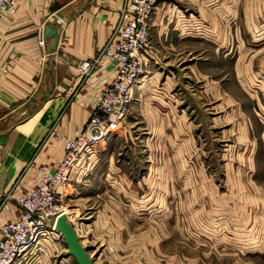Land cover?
Wrapping results in <instances>:
<instances>
[{
    "label": "crops",
    "instance_id": "0c3cea01",
    "mask_svg": "<svg viewBox=\"0 0 264 264\" xmlns=\"http://www.w3.org/2000/svg\"><path fill=\"white\" fill-rule=\"evenodd\" d=\"M123 1L16 0L13 14H0V193L9 194L0 206V224L15 219L18 207L14 198L34 187L37 167L52 169L56 165L63 153L62 137L84 124L111 78L106 61L86 76L78 73L77 65L108 41ZM158 1L149 28L152 42L143 57L144 69L148 63L154 69L151 75H139L131 112L121 122H137L139 109H149L153 132H160L156 137L160 141L165 138L161 126L182 123L185 138L193 139L187 127H192L193 118L188 116L195 108L199 109L195 113L198 122L207 120L218 127L221 140L228 137L223 125L233 121L229 127L233 128L232 140L241 142L237 155L253 161L262 157V166L254 165L261 180L247 181L248 174L243 175L221 191L198 182L196 190L185 191V205H194L199 214L225 215L218 218V227L212 231L217 238L226 239L225 244L201 247V254L208 256L216 249L217 254L199 264H221L219 253L234 255L227 264H250V257L241 253L261 249L264 240V119L259 117L264 112V0ZM54 3L57 7L52 10ZM47 26L57 34L52 52L46 49L51 41L44 35ZM207 31L216 32L210 41L220 49L216 60L228 63L221 76L215 73L214 80L202 69L209 61L208 53H192L191 49L196 41L209 42ZM191 63H198L200 69L192 70ZM175 84L177 92L171 89ZM181 88L182 105L176 113L175 96ZM176 114L180 121L176 122ZM94 149L87 150L71 169L63 197L68 188L84 186V176L96 157ZM193 169L197 170L191 165L186 172ZM65 214L70 222L67 211ZM26 256L12 264H47L39 253L32 259L26 260ZM183 264L198 262L185 259Z\"/></svg>",
    "mask_w": 264,
    "mask_h": 264
},
{
    "label": "rangeland",
    "instance_id": "374dc122",
    "mask_svg": "<svg viewBox=\"0 0 264 264\" xmlns=\"http://www.w3.org/2000/svg\"><path fill=\"white\" fill-rule=\"evenodd\" d=\"M158 3L156 0L150 24ZM207 35L209 42L196 41L191 49L192 53H208L209 61L202 69L208 70L207 78L214 80L227 69L228 63L215 58L220 53L219 47L211 43L216 32L207 31ZM151 36L149 29V45ZM191 64L192 70L200 69L198 63ZM153 69L148 63L142 72L148 76ZM171 89L177 92L178 85ZM182 90L175 96L176 113L182 105ZM198 111L195 108L188 116L193 118L192 127H187L188 135H193L191 140L185 138L181 121L179 126L172 125L174 129L161 126L166 133L161 136L165 138L157 141L160 132H153L151 113L141 108L137 122H120L110 135L93 145L96 157L84 176L87 178L84 186L72 191L68 188L66 195L69 196L66 198L64 194L61 206L67 211L80 243L96 264H183L185 259L199 264L205 257L214 259L217 254V249L209 253V257L201 254V247L210 249L225 244L226 239L212 235L218 227V218L225 215L199 214L194 205H185V191L191 187L196 190L194 185L198 182L216 186L221 191L224 186L229 187L228 182H237L238 177L241 180L247 174V181L261 180L262 174L259 168L254 172V165L261 167L262 157L256 156L253 161V158L246 160L238 156L241 142L232 140L233 128L229 129L233 121L223 125L227 127L223 128V133L228 137L221 140L218 127L209 125L207 120L198 122L200 119L195 116ZM263 114L261 111L258 116L264 119ZM175 118L176 122L180 119L178 115ZM191 165L197 170L189 174L186 169ZM260 246L261 249L257 247L256 251L241 255L250 257V264H264V240ZM39 247L32 256H26V260L39 253L47 264H76L74 258L65 253L60 234L41 240ZM218 255L221 264L231 263L234 257L233 254Z\"/></svg>",
    "mask_w": 264,
    "mask_h": 264
},
{
    "label": "built area",
    "instance_id": "2783aa9c",
    "mask_svg": "<svg viewBox=\"0 0 264 264\" xmlns=\"http://www.w3.org/2000/svg\"><path fill=\"white\" fill-rule=\"evenodd\" d=\"M155 3L156 0H124L119 21L108 41L92 57L78 63V73L86 76L106 61L111 78L93 103L84 124L72 135L62 137L63 153L56 165L52 169L37 167L34 187L14 198L18 207L15 219L0 224V264H12L25 254L39 250L41 240L52 234L58 236L54 220L63 211L62 188L71 169L131 112L133 88L143 71V57L149 47L150 15ZM15 4L16 0H0V14H13ZM39 43L43 44L41 37ZM8 196L0 193V206Z\"/></svg>",
    "mask_w": 264,
    "mask_h": 264
},
{
    "label": "water",
    "instance_id": "95a60500",
    "mask_svg": "<svg viewBox=\"0 0 264 264\" xmlns=\"http://www.w3.org/2000/svg\"><path fill=\"white\" fill-rule=\"evenodd\" d=\"M56 7L57 3H54L52 10ZM44 35L48 39H51L50 43H46V49L48 52H52L57 41V34L51 26H47L44 29ZM54 228L60 234L65 244V253L71 255L76 264H96L93 258L87 254L86 247L80 243L75 229L67 220V216L63 211L56 215Z\"/></svg>",
    "mask_w": 264,
    "mask_h": 264
},
{
    "label": "bare ground",
    "instance_id": "6f19581e",
    "mask_svg": "<svg viewBox=\"0 0 264 264\" xmlns=\"http://www.w3.org/2000/svg\"><path fill=\"white\" fill-rule=\"evenodd\" d=\"M63 212H65L66 213V210L65 209H63ZM55 229V228H54ZM56 230V229H55Z\"/></svg>",
    "mask_w": 264,
    "mask_h": 264
}]
</instances>
